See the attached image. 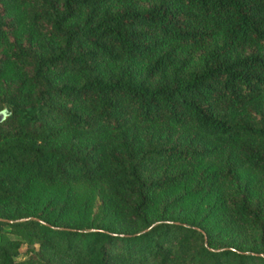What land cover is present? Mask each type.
<instances>
[{
  "label": "trees",
  "instance_id": "16d2710c",
  "mask_svg": "<svg viewBox=\"0 0 264 264\" xmlns=\"http://www.w3.org/2000/svg\"><path fill=\"white\" fill-rule=\"evenodd\" d=\"M5 106L0 264H264V0H0Z\"/></svg>",
  "mask_w": 264,
  "mask_h": 264
},
{
  "label": "water",
  "instance_id": "95a60500",
  "mask_svg": "<svg viewBox=\"0 0 264 264\" xmlns=\"http://www.w3.org/2000/svg\"><path fill=\"white\" fill-rule=\"evenodd\" d=\"M10 113L11 110L7 106H5L2 110H0V121L5 119Z\"/></svg>",
  "mask_w": 264,
  "mask_h": 264
},
{
  "label": "rangeland",
  "instance_id": "374dc122",
  "mask_svg": "<svg viewBox=\"0 0 264 264\" xmlns=\"http://www.w3.org/2000/svg\"><path fill=\"white\" fill-rule=\"evenodd\" d=\"M26 246H27L26 244H23V245L21 246V248H20V251H21V252H24V251L26 250Z\"/></svg>",
  "mask_w": 264,
  "mask_h": 264
}]
</instances>
